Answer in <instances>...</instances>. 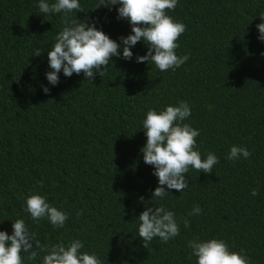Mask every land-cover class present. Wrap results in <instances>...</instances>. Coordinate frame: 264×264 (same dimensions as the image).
<instances>
[{"label": "trees", "instance_id": "1", "mask_svg": "<svg viewBox=\"0 0 264 264\" xmlns=\"http://www.w3.org/2000/svg\"><path fill=\"white\" fill-rule=\"evenodd\" d=\"M39 2L0 0V231L12 235V222L24 219L41 245L79 240L81 253L101 264H197L188 247L196 239L224 240L231 251L245 250L250 264H264V41L257 28L264 0H179L167 14L186 26L176 52L190 59L167 72L137 62L148 53L143 41L131 60L123 58L120 38L133 33L118 18L120 5L96 9L101 0H80L83 12L72 15L120 44L121 56L103 77L61 71L55 86L46 78L47 54L63 13L43 14ZM180 101L191 108L184 123L200 132L202 159L213 153L219 163L211 174L190 168L184 192L165 186L169 195L154 199L159 181L143 159V121L150 109ZM232 146L251 156L226 159ZM34 194L69 215L63 228L31 219L26 199ZM196 205L202 214L189 216ZM160 206L175 213L180 234L145 248L139 216ZM36 251V260L22 253L24 264H43L47 253Z\"/></svg>", "mask_w": 264, "mask_h": 264}, {"label": "clouds", "instance_id": "2", "mask_svg": "<svg viewBox=\"0 0 264 264\" xmlns=\"http://www.w3.org/2000/svg\"><path fill=\"white\" fill-rule=\"evenodd\" d=\"M179 0H101L96 9L101 6L111 7L120 5L118 18L126 19L132 25L131 35L121 37L124 45L123 58L131 60V51L138 42H145L148 47L146 56L137 57L138 63L149 62L161 72L176 70L184 65L190 57L178 56L176 50L180 47L177 41L186 31V26L174 21L168 11H174ZM39 11L43 14L63 13V28L55 38L53 47L48 51V62L51 69L46 78L52 85H58L59 73L63 71L66 77L74 73H84L86 79L93 80L95 75L104 76L112 57H120V44L112 40L103 31L97 30L95 24L91 27L73 16V13L83 12L80 0H40ZM264 20V13H261ZM260 36L264 41V23L257 25ZM154 53V54H153ZM41 55L39 49L35 56ZM103 67L104 70H101ZM44 92L50 89L44 87ZM192 115L189 104L180 101L178 106H167L157 112L150 109L143 121V129L147 136L146 145L142 148L144 162L155 168L153 175L158 177L159 186L153 193L154 199H164L168 196L167 189L184 192L189 187L187 173L195 169L200 173L211 174L219 158L208 153L202 159L197 150V137L200 132L190 124L184 123ZM243 156L248 159L251 153L246 147L232 146L226 159L235 161ZM253 196L258 195L252 189ZM143 201V197L140 198ZM25 211L30 214L34 222L47 219L54 228L65 226L69 215L48 203L46 197L34 194L26 199ZM82 214V211H81ZM202 214V209L196 205L189 216ZM185 228L191 226L190 221L181 218ZM138 236L142 238L145 248L154 238H160L163 243L174 239L180 234V226L175 213L163 206L147 207L139 216ZM13 234L0 231V264H24L27 259L36 260L39 249L47 254L43 257V264H101L99 258L87 252L81 253L84 244L73 240L67 246L63 242L41 245L36 234L30 232L24 219L12 222ZM35 241V249L33 248ZM191 255L197 258V264H250L245 250L231 251L229 245L221 239L189 241ZM191 258V257H190Z\"/></svg>", "mask_w": 264, "mask_h": 264}]
</instances>
